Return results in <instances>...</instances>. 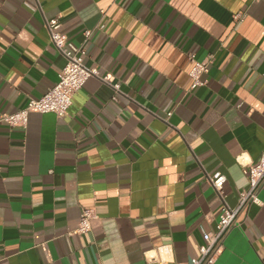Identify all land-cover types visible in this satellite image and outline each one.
Returning a JSON list of instances; mask_svg holds the SVG:
<instances>
[{"label": "crops", "instance_id": "obj_1", "mask_svg": "<svg viewBox=\"0 0 264 264\" xmlns=\"http://www.w3.org/2000/svg\"><path fill=\"white\" fill-rule=\"evenodd\" d=\"M52 18L106 81L0 122V264H192L223 204L210 179L236 207L264 151V0H0V115L58 81ZM258 197L211 264H264Z\"/></svg>", "mask_w": 264, "mask_h": 264}, {"label": "built area", "instance_id": "obj_2", "mask_svg": "<svg viewBox=\"0 0 264 264\" xmlns=\"http://www.w3.org/2000/svg\"><path fill=\"white\" fill-rule=\"evenodd\" d=\"M240 19V15H236ZM103 25H100L102 28ZM46 28L49 39L56 50L65 59L63 67L59 71L58 81L49 88L43 95L31 98L24 107L9 113H1L0 122L13 127H25L30 112L46 113L53 112L57 116L66 115L72 104L73 95L92 76L106 81V76L101 75L95 67L87 66L84 62V51L81 47L72 43L65 34L59 31V20L57 18L48 19ZM86 36L90 34L85 31ZM192 66L189 76L192 79L191 89L202 84L201 74L206 71L208 60L195 61L191 55ZM170 112L167 113V116ZM225 181L223 175H217L210 179L217 196L223 204L218 220L213 232L203 231L202 236L205 241L199 247V255L192 259V264H211L220 253L223 240L227 232L236 224V217L239 211L247 207L250 203H259L258 191L264 182V151L259 159L249 166L248 186L239 192L238 204L230 208L222 197V187ZM96 217L94 208L81 209L78 217L77 233H88L92 228V220Z\"/></svg>", "mask_w": 264, "mask_h": 264}]
</instances>
